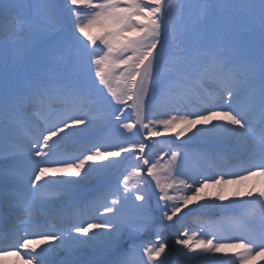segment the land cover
<instances>
[{
    "label": "snow or ice",
    "instance_id": "snow-or-ice-1",
    "mask_svg": "<svg viewBox=\"0 0 264 264\" xmlns=\"http://www.w3.org/2000/svg\"><path fill=\"white\" fill-rule=\"evenodd\" d=\"M168 132L207 141V168L153 160L147 141ZM216 200L241 208L226 228L184 227ZM258 261L264 0H0V264Z\"/></svg>",
    "mask_w": 264,
    "mask_h": 264
},
{
    "label": "bare ground",
    "instance_id": "bare-ground-1",
    "mask_svg": "<svg viewBox=\"0 0 264 264\" xmlns=\"http://www.w3.org/2000/svg\"><path fill=\"white\" fill-rule=\"evenodd\" d=\"M157 97H159V94L157 95ZM149 105L151 111V97H149ZM128 118L135 120L134 113L126 110L124 113L123 122H128ZM164 118L167 117L151 115V114L148 117L149 120H153V121ZM102 123L103 122H101V126ZM99 130L101 129H90L89 132L86 133L83 137H77L69 141L68 143L69 150H74L80 144H87L95 135L98 134ZM102 130L108 131V129H102ZM159 130L163 132L162 127ZM188 137H191V133H187L185 137H180V138L175 137L174 132L163 133L160 137H155L147 141L150 147H148L146 151L152 156L153 160H155L157 157L162 156L163 158L160 161L161 163H164V161L167 160L168 158L167 154L170 153V151H179L182 154L187 153L188 155L187 163L183 161V156L180 158L181 172H188L189 169L193 167L206 169L207 166L204 165L203 162L199 160V153L208 148V142L202 139H189ZM133 139L140 140L142 138H137L136 136L133 137ZM127 160L131 161L133 160V157H128ZM122 167L123 165H121V168H117L112 172L111 174L112 178H110L111 180L116 179ZM179 178L183 179L186 178V176H180ZM73 179H75V177H73ZM196 179L198 182L199 177H196ZM188 182L192 183V180H189ZM148 189L152 191V194L149 192ZM145 191L151 194L152 202L153 204H155L156 201L155 192L158 191V189L154 188V183L151 181L150 178H149V182L145 186ZM170 194L173 193L170 192ZM229 198L233 199L230 196V193H229ZM211 199H215V198H211ZM200 203L203 204L204 202L201 201ZM216 205H218V207H212V208H197L195 205L189 206L193 210L192 211L186 210V214L183 216V221H182L184 227L192 231H199L201 227H204L205 230H207V225L205 224V221H210V222H219V225H224L226 228L227 227L226 218L236 216L241 211L240 207L236 205H230L229 201L216 200ZM180 231H183V228H181ZM174 235L175 233H173L169 237L170 244L174 239ZM218 235H222L224 237V241L222 242H227L228 238L234 236L235 233L225 230L222 233H218ZM148 238L149 237L147 236L144 237L145 240H147ZM9 259H13V258H9ZM258 264H264V261H258Z\"/></svg>",
    "mask_w": 264,
    "mask_h": 264
},
{
    "label": "rangeland",
    "instance_id": "rangeland-1",
    "mask_svg": "<svg viewBox=\"0 0 264 264\" xmlns=\"http://www.w3.org/2000/svg\"><path fill=\"white\" fill-rule=\"evenodd\" d=\"M143 136H144V134L141 133V137H143ZM148 190L152 194V191L150 189H148Z\"/></svg>",
    "mask_w": 264,
    "mask_h": 264
}]
</instances>
